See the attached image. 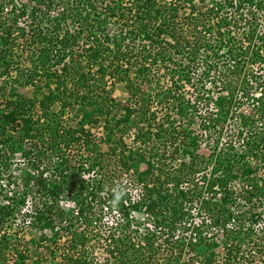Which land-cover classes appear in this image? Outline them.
<instances>
[{"label": "trees", "instance_id": "1", "mask_svg": "<svg viewBox=\"0 0 264 264\" xmlns=\"http://www.w3.org/2000/svg\"><path fill=\"white\" fill-rule=\"evenodd\" d=\"M0 97V264L29 259L18 214L31 264H264V0H0ZM100 142L135 194L95 181Z\"/></svg>", "mask_w": 264, "mask_h": 264}, {"label": "rangeland", "instance_id": "2", "mask_svg": "<svg viewBox=\"0 0 264 264\" xmlns=\"http://www.w3.org/2000/svg\"><path fill=\"white\" fill-rule=\"evenodd\" d=\"M22 2H27L28 0H20ZM161 81V83H163V85H166L167 83L165 82V80H159ZM21 91L25 92V93H30V88H22ZM113 95L117 98V99H122L125 101L126 97H127V93L121 88L120 85H117ZM0 101H1V97H0ZM243 109L245 111H249V106L248 105H244ZM71 113H67L64 117H63V120L61 121V123L65 126H72V127H76L78 128V123H80V121H78L76 118H73L70 116ZM62 119V118H61ZM83 123H85V128L89 129L92 131V133H94V135L96 137H102V135H105V130L103 129V127H99L98 125L95 126V125H89L88 124V121H83ZM145 121H130L129 124H128V134L131 135V133L135 132L137 128H140L142 125H144ZM99 147H100V150L98 151V153H101L103 155V158L105 159L106 163H107V166L104 168V169H101V168H97L98 169V174L97 176L95 175V181L98 182L100 181V183L102 184L103 188H104V191L107 190L108 188H112V187H116V186H120L121 188L123 187H128V190H129V193L130 194H135L136 193V186L135 185H129L127 184V178L126 176H118L116 178V175H117V172L115 173L113 171V169H116L118 170V168L116 167L115 165V161L114 159L110 158L109 155L107 154L106 150V144L105 143H101L99 144ZM79 148V147H77ZM75 148V146L72 147V149H77ZM77 150H75L76 152ZM74 152V153H75ZM109 160V161H108ZM15 166L13 165V168ZM111 168V169H110ZM14 173H16V175H18V173H21L20 175L24 174V172L18 170L17 168L14 169L13 171ZM33 172V171H32ZM86 176L85 177H88V174H85ZM17 179H20L19 176H17ZM112 181H110V180ZM33 180V179H32ZM31 180V183L33 182ZM126 187V188H127ZM7 191H11V189L13 190H18V191H21V184H20V181L17 180L15 182H13L12 184H10V186H6L4 187ZM131 190V191H130ZM6 191H4L5 193ZM9 193V192H8ZM4 194L2 193L0 195V200L2 201H5L4 199ZM61 203L64 204L65 208L66 209H72L74 207V202L72 200H70L69 198L67 197H62L60 199ZM31 204V201L29 200V202L26 204L25 208L23 211H26V208H29ZM97 208V207H95ZM21 213V212H20ZM136 216L133 218L134 220V223L135 225H138L140 226L141 228L143 227L142 224H146L145 227H148V226H151L153 223L150 221L151 218L143 215L139 212H136L134 213ZM203 217L205 215H202ZM23 218V215L21 214H18L16 216V220H14L13 222H9V224L12 226V229H11V232L13 234V238H14V243L19 249H25L27 250V253L29 255V259L26 260V264H31L32 263V259H34V257L36 256H41V254L43 253L44 249L43 248H40L37 246V242L39 240V237H40V233L39 231H34V230H29L27 228V224L23 223L22 224V219ZM117 215L116 213H113V214H110V213H105V216L104 218L97 223V227H95L96 230H99V229H103L104 227H106L107 229H113L111 228L112 226H114V222L117 221ZM201 219V217H200ZM195 222H198L199 219H197V217L195 218ZM83 226H85V223L82 224ZM148 225V226H147ZM88 228H92L94 229L93 226H89ZM179 233V232H178ZM178 237H183L182 235L177 234ZM189 232L188 234H186V239L188 240L189 239ZM98 237V236H97ZM162 239V238H161ZM156 240V239H155ZM160 241V240H159ZM87 243L90 244L91 248H88V250L90 251V249H92L93 251H95L96 253L95 254H98L99 251H104L105 248H107L105 246V242H103L102 240H98V238H94L93 241H88ZM87 245V244H86ZM162 247L159 249L158 251V254H157V257H161L163 255H166V249H169V251L171 250V248H169V246H166L165 242L161 245ZM89 247V246H88ZM94 247V248H93ZM167 247V248H165ZM168 251V253H169ZM185 252H183L182 256L180 257V260L182 261L184 259V261L187 260H190L192 262H194L195 264H201V258H196L194 256L193 253L189 252L188 250L186 251V249L184 250ZM12 254H10L9 256H7V263L8 264H12L13 262V257L11 256ZM159 255V256H158ZM91 257V256H89ZM87 258V264H99V263H103V258H102V255H97L94 259L92 258ZM44 263L48 264V261L45 260ZM218 264V263H216Z\"/></svg>", "mask_w": 264, "mask_h": 264}, {"label": "clouds", "instance_id": "3", "mask_svg": "<svg viewBox=\"0 0 264 264\" xmlns=\"http://www.w3.org/2000/svg\"><path fill=\"white\" fill-rule=\"evenodd\" d=\"M113 192H114V194H115L116 201H118V200L120 199L121 195L123 194V190H122L119 186H117V187H115V188L113 189ZM114 202H115V201H114Z\"/></svg>", "mask_w": 264, "mask_h": 264}]
</instances>
